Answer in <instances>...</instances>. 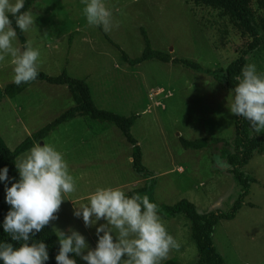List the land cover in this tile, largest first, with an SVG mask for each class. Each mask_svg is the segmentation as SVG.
Segmentation results:
<instances>
[{
    "label": "rangeland",
    "instance_id": "1",
    "mask_svg": "<svg viewBox=\"0 0 264 264\" xmlns=\"http://www.w3.org/2000/svg\"><path fill=\"white\" fill-rule=\"evenodd\" d=\"M105 4L113 13L107 31L87 25L82 0H38L30 8L35 26L23 32L41 52L38 71L52 77L66 71L86 81L97 108L138 116L131 135L152 177L132 169L131 147L109 123L77 117L38 142L52 143L62 151L77 180V191L65 195L55 214L58 218L50 222L52 228L77 230L92 248L94 228H86L72 213L98 186L120 187L128 194L153 185L158 206L187 200L200 214L228 212L240 192L229 166L213 148L185 150L180 143V138L233 139L236 116L228 111L231 92L205 73L182 65L148 60L130 67L115 46L131 59L140 57L143 29L153 49L216 70L226 68L251 42L220 12L187 0H105ZM247 60L264 72V49ZM12 78V65L6 59L0 63V89L12 84ZM73 107L66 86L34 83L15 98L0 101V136L13 151ZM255 133L264 138V129ZM243 170L256 182L235 218L217 224L213 243L226 264H264V151ZM162 220L180 243L162 264L169 260L196 264L187 218L180 214Z\"/></svg>",
    "mask_w": 264,
    "mask_h": 264
},
{
    "label": "clouds",
    "instance_id": "2",
    "mask_svg": "<svg viewBox=\"0 0 264 264\" xmlns=\"http://www.w3.org/2000/svg\"><path fill=\"white\" fill-rule=\"evenodd\" d=\"M26 0H0V63L12 65V82L19 86L36 80L41 52L31 41L18 44L17 29L28 32L35 26ZM87 25L109 30L113 13L105 0H82ZM23 9V11H22ZM228 111L249 123L254 131L264 129V72L254 63L245 64L235 77ZM18 179L9 168L0 167L4 202L10 206L0 228L10 242L0 241V264H47L49 246L34 237L58 217L65 195L77 191L64 153L52 143H36L14 162ZM10 185V186H8ZM73 217L94 228L95 247L77 230L56 229L58 251L55 264H162L180 243L171 235L158 205L148 196H129L122 188L98 186L86 202L74 207ZM115 233V234H114Z\"/></svg>",
    "mask_w": 264,
    "mask_h": 264
},
{
    "label": "trees",
    "instance_id": "3",
    "mask_svg": "<svg viewBox=\"0 0 264 264\" xmlns=\"http://www.w3.org/2000/svg\"><path fill=\"white\" fill-rule=\"evenodd\" d=\"M38 0H26L25 10H29ZM195 6L207 7L213 11L220 12L236 32L251 40L248 47L241 51L235 60L226 68L216 70L203 69L199 64L190 60L174 59L171 54L163 53L152 48L151 42L145 30L141 29V35L144 40V50L140 57L131 59L119 47L115 46L120 52L121 60L130 67L137 66L144 61L156 60L158 62L173 65H182L183 67L203 72L219 83L221 87L229 92L235 87V77L240 73L241 68L248 64L247 57L259 53L264 49V0H187ZM23 11V9H22ZM18 43L24 45L27 41L23 34L17 29ZM39 74L34 81L23 83L19 86L14 83L0 89V101L3 98L13 99L22 94L30 85L37 82H44L51 86H66L73 100L74 107L57 117L50 124L43 127L38 132L32 134L13 151L9 150L4 140L0 136V167L5 165L9 168V176L18 179L14 162L16 158L27 152L35 143L42 141L52 131L62 124H66L77 117L87 118L89 120L101 123H109L115 126L123 135L126 142L131 147V164L132 169L145 177H152L153 173L142 165V153L138 142L131 135V129L138 119L137 115L123 117L109 111L96 107L91 96L90 90L85 80L75 79L66 73L52 77L38 71ZM180 143L185 150H202L213 148L220 158L229 166V173L233 176L240 187L237 200L226 213L222 212H205L198 213L196 206L187 200H181L172 206H158L161 218H173L177 215H184L190 223L191 237L197 249L196 264H226L224 259L217 253L213 243L214 229L220 221L233 220L237 212L244 206V201L249 195L251 184L255 179L244 172V167L253 159L254 155L264 151V138L258 136L254 130L249 127V123L240 118H235L234 137L231 140L221 139H196L193 141L180 138ZM10 186V185H8ZM139 194L148 196L150 201L153 200V185L149 190L147 187L139 191L129 192L128 195ZM4 185L0 184V222L9 207L4 202ZM35 240H43L49 246V261L47 264H55L54 256L58 251L57 237L51 224L45 226L35 237ZM0 241L10 242L18 246L17 242L11 241L8 234L0 228ZM77 264H79L77 262ZM164 264H179L175 260H169Z\"/></svg>",
    "mask_w": 264,
    "mask_h": 264
},
{
    "label": "crops",
    "instance_id": "4",
    "mask_svg": "<svg viewBox=\"0 0 264 264\" xmlns=\"http://www.w3.org/2000/svg\"><path fill=\"white\" fill-rule=\"evenodd\" d=\"M131 160V159H130Z\"/></svg>",
    "mask_w": 264,
    "mask_h": 264
}]
</instances>
